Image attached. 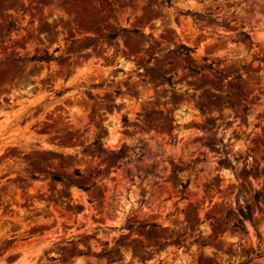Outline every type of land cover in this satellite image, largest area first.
Instances as JSON below:
<instances>
[{"label":"clouds","instance_id":"obj_1","mask_svg":"<svg viewBox=\"0 0 264 264\" xmlns=\"http://www.w3.org/2000/svg\"><path fill=\"white\" fill-rule=\"evenodd\" d=\"M0 264H264V0H0Z\"/></svg>","mask_w":264,"mask_h":264}]
</instances>
